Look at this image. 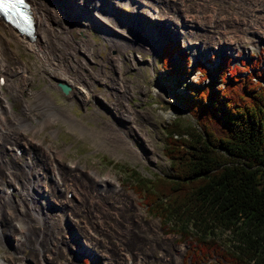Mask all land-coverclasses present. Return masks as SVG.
<instances>
[{
	"label": "rangeland",
	"instance_id": "obj_1",
	"mask_svg": "<svg viewBox=\"0 0 264 264\" xmlns=\"http://www.w3.org/2000/svg\"><path fill=\"white\" fill-rule=\"evenodd\" d=\"M59 1L40 0L49 28L58 29L66 20L61 21L53 13ZM83 2L98 6L103 4L94 0ZM176 2L179 8L175 11L157 10L156 16L151 17L140 1L135 6L123 0L117 1L115 12L124 20L113 24L117 31L113 37L104 35L94 24L84 23V28L77 31L76 37L83 41L82 44L88 50L89 65L95 70L100 66L106 78L94 82L92 94L85 102L77 101L75 97L69 100L68 94H63L57 87L59 81L56 76H48L31 52L24 51L19 44L9 42L6 52L3 51L4 65L9 64L11 52H14L27 66L24 75L32 77L25 84L26 88L32 91L44 89L53 104L58 109L63 107L68 110L74 120L67 122L59 118L41 126L44 115L34 111V117L27 116L31 124L41 126L33 139L40 140L39 150L45 151L44 156L48 154L38 162L46 168L44 173H35L31 167L37 153L33 143L32 148L20 143L14 150L8 149L4 155L0 154V168L6 173H18L14 174L12 181L2 177L3 183L0 184V264H201L187 258L189 243L179 242L177 236L165 234L158 218L148 216L141 199L132 190V177L127 176L132 170L146 177L155 173H169V162L162 152L164 127L174 120H180L182 124L194 122L181 102L187 92L178 83L181 84L179 81L184 79L195 82L205 78L194 68L197 63H201L207 71L204 83L213 80L216 65L226 56L234 64L241 65L240 61L258 59L264 66V44L256 46L254 42L247 41H254L257 36L255 28L264 30V0ZM151 6L156 9L155 1ZM212 22L215 30L223 32L220 35L224 43L203 49V43L219 40L218 35L208 28ZM158 23L160 26H157ZM79 24L81 22L77 20L74 27ZM245 32L250 38H245ZM0 35L9 36L2 28ZM133 35L143 42L142 46L128 41ZM171 41L178 43L181 54L186 53L188 56L187 62H179L173 57V71H167L161 66V49ZM149 42L154 45L153 52L146 47ZM195 46L197 52L193 54L192 48ZM78 54L77 58L81 55ZM115 55L121 59L120 74H116L110 64L109 57ZM183 64L187 65L185 69L188 73L178 76L175 71ZM0 76L3 78L0 89L4 91L8 76L6 73ZM119 76L126 86L125 94L122 93L123 104L117 102L112 92V83ZM5 96L12 103L13 111L21 113V101L9 93ZM25 99L31 101L33 98L28 95ZM109 102L116 107L119 103L117 108L120 109L117 110ZM128 106L136 114L138 129L135 133L130 130L131 122L121 113V109ZM0 117V123H4L3 111H0ZM112 118L120 123L131 138L133 147L142 151L146 159L134 157L127 149L116 147L96 134L95 131L100 130L104 123L111 122ZM143 132L152 149L147 147L141 137L140 133ZM27 133L31 135L29 131ZM46 147L48 151L44 149ZM16 149L20 152L15 153ZM28 156L30 160H27ZM26 161L28 165L24 163ZM93 168L100 176L108 174L113 177L119 188L114 187L115 182L104 185L94 183L87 174ZM130 195H133V202L129 199ZM64 198H68L69 203ZM6 212L12 213V218L18 215L15 222L25 230L21 237L18 236L19 230H12L7 237L1 235L9 228L4 218ZM44 216L45 220L42 218ZM152 221L158 223L160 235H156L154 228L148 224ZM132 236L136 240L133 244ZM20 238L22 242L18 245L15 241ZM85 249L89 255L82 256ZM142 258L145 262L140 263ZM212 258L204 264L219 259L216 255ZM213 262L217 264V261Z\"/></svg>",
	"mask_w": 264,
	"mask_h": 264
},
{
	"label": "trees",
	"instance_id": "obj_2",
	"mask_svg": "<svg viewBox=\"0 0 264 264\" xmlns=\"http://www.w3.org/2000/svg\"><path fill=\"white\" fill-rule=\"evenodd\" d=\"M178 43L161 49V66L187 62ZM211 82L185 79L181 99L193 123L164 127L169 173L131 171L132 190L165 234L190 244L187 258L217 264H264V66L221 58ZM186 64L175 73L185 76ZM211 261L209 264H215ZM85 264V262H83ZM187 264V263H185Z\"/></svg>",
	"mask_w": 264,
	"mask_h": 264
},
{
	"label": "bare ground",
	"instance_id": "obj_3",
	"mask_svg": "<svg viewBox=\"0 0 264 264\" xmlns=\"http://www.w3.org/2000/svg\"><path fill=\"white\" fill-rule=\"evenodd\" d=\"M90 1H92V0H90ZM97 1H101V0H97ZM102 1H104V4L101 7H95L88 2H83V0H60L58 3H56L59 6H56L55 11H53V10L52 11H53L56 18L62 19L61 21H63V19H65V18H66V20H64L63 24H60L58 29H54V28H49V26L47 25V21L45 19V11L41 7L40 0H30L31 9H32L33 15H34L35 31H36L35 39L32 42H28L27 40H24L21 36H19L17 33H15L12 29L8 28L6 25H4L2 22H0V28L5 29L9 35L8 37L2 36L3 35L2 33H1L2 35H0V74L6 73L8 76L7 84H5L6 86L4 87V91L0 89V111L4 112V119H5L4 123H2V122L0 123V124H3L0 126V154L3 153V155H4V152L6 153V151L8 149L14 150L17 145H21L20 143H22V145L24 144L26 147L32 148L34 146L31 143H33L35 145L34 148H36L37 153H36L35 159H34L35 162L33 160L34 163H32V165L31 164H29V165H31L33 172H35V173H37V172H43L44 173V171H46V168L44 166H42L43 164L42 163L39 164L38 162L40 160H42L43 158H45L46 155L48 156V154H46L44 156L43 152L45 153V151L42 152L39 150L41 141L40 140H34L33 139L34 134L36 132H38V130L41 129V126H43L44 124H50V122H53L59 118L68 122V121L74 120V117L69 113L68 110L62 109L63 107L58 109L53 104V101H52L49 93H47L44 89L32 91V90L26 88L25 84L32 79V77H28V76L24 75V72H25L27 66L25 67V63L23 61L19 60L16 57V54L14 52H11V58H10L11 61H9V64L4 65V63H3V51H5V49H7V45L9 44L10 41H12L16 44H19L24 51L31 52L35 56V58L37 60V64L43 68V71L46 70L48 76H56L58 78L59 83H65L66 85L69 86L70 89L67 93L69 100H71L75 97L77 101L80 100L81 102H85L87 99H89L88 98L89 95L92 94L91 93V91H92L91 87L94 85V82L96 80L103 81L106 78H104L105 72H103V69L100 68V66H98V69L95 70L89 65V53L87 52L88 50L82 44L83 41L76 37V33H77V31L84 28V26H85L84 23H90V24L96 25L104 35L113 37V35L117 32L115 29L116 27H114L113 24H115V22L124 20V18H121L120 16H118L116 14V12H115L116 11V6H115L116 4L113 3L114 1L113 2L109 1V0H102ZM139 1L141 2V6L146 8L145 12L147 13V15H149L151 17L156 16L155 14H157V10L162 11V12L166 11V10L175 11L176 9L179 8L177 6L176 0H123V2L129 3V4L133 3L134 6L137 5ZM153 1H155V3H156V9L151 6V3ZM160 5L161 6L165 5L167 7L161 8ZM134 11H135V8H134ZM133 14H134V12H133ZM77 20L79 22H81V24H79L78 27H74V23ZM161 24H162V22H161ZM157 26H160V24L158 23ZM208 28L210 31H213V33L216 36L218 35L219 40H218V42L213 41V42H209L208 44L203 43V45H202L203 49L204 48L210 49V48L214 47V44L216 46L217 43H224L223 42L224 39H223L222 35H220V34H223V32L219 31V30H215L214 29L215 24L213 22ZM254 31L257 33V36L255 37L254 41H251L250 39L247 40L248 43L254 42L256 44V46L259 45L260 43L264 44V30H263V28L262 29L261 28H258V29L255 28ZM86 40L89 42L88 38H86ZM128 41L130 43H134L136 46H142V43H143L136 35H133L130 38V40H128ZM196 46L192 48L193 54L197 52ZM146 47H147V49L148 48L150 49L149 51L153 52L154 45L150 44V42L146 43ZM199 50H200V48H199ZM230 50H232V49H230ZM233 51H236V50L234 49ZM78 53L81 54L79 56V58H77V55H79ZM109 58H111L110 64H111V67H113V70L116 71V74H120V71H121V67H120L121 66V59H120V57L118 55H115V56H112ZM114 78H112V79H114ZM50 85H52V84H50ZM112 92H113V96L116 97L117 102H119L120 104L122 102V104H123L124 100H123L122 93L125 94L126 86H125V84L122 81L120 76L115 78V81H113ZM6 93H9V95L16 98V100L21 101V103H22V107H21L22 112L21 113H17V112L13 111V109L11 108L12 103L5 96ZM28 95L32 96L33 99L31 101H29L28 99H25L26 96H28ZM119 103H117V107H119V105H118ZM109 104L113 105L114 108H116L117 110L120 109V108H117L114 105V103L109 102ZM94 105L97 108H99L96 104H94ZM34 111L36 113H40V114L45 116L44 121L42 122L40 127L34 126L33 124H31L28 121L27 116L32 115V117H34V115H33ZM121 113L125 118H127L131 122V125H129V124H127V125H129L130 130L133 133H135L138 129L137 125L135 123V116H136L135 112L132 110V108L130 106H128V108H126V109L125 108L121 109ZM23 115H26V116H23ZM0 120H2L1 117H0ZM28 131L31 133L30 136L27 133ZM95 132L97 135L100 136V138H106L111 143L116 145V147H121V148L127 149V151L132 156H134V157L139 156L143 159H146L144 154L142 153V151L136 150L133 147L131 138L128 137L127 132L123 130L120 123L116 119L112 118L111 122L104 123V125L101 126V129L97 130ZM140 135L144 139V141L146 142L147 147L151 148L150 144L148 143L146 133L143 132V133H140ZM25 146H23V147H25ZM44 149L46 151L49 150L47 147ZM28 159H29V156H28L27 160ZM24 163L26 165H28L27 161ZM73 164H75V163H73ZM9 171H11V170H9ZM16 173H14V174H16ZM14 174L6 173L2 168H0V184L3 183L2 177H5L6 179H11V181H12V179L14 180V177H15ZM87 174L92 177L93 182L96 184H101V185L103 184L104 185V184L109 183V182L110 183L115 182L114 178L108 174H106L105 176H100V174L98 173V171L95 168L88 171ZM114 187L117 188L118 183H116L114 185ZM67 188H68V186H67ZM129 199H130V201L133 202V195H130ZM0 201H2V200H0ZM65 201L68 202L69 200L65 199ZM21 207H23V205ZM21 207H19V208H21ZM0 208H2V207H0ZM7 212H9V211H7ZM7 212H6L4 218H5L6 222L9 223V228H8V231H6L7 229L5 230L6 233L1 234V235L7 237L12 230H19L18 236L21 237V235L25 232V230L21 226H19L17 222H15V218L18 217L17 213L15 212L16 213L15 215H17V216L15 218L13 217L14 218L13 219L11 216L13 214L7 213ZM20 212H23V211L20 210ZM24 213H22V214H24ZM139 215H141V214L139 213ZM20 218H22V217H20ZM42 218L45 220L46 216H44ZM148 224L154 228V230L156 231V235L161 234V231L159 230V227H158V223L156 221L149 222ZM147 226H146V228H147ZM154 230L152 229V231H154ZM131 240H132V244L134 241H136L134 236H132ZM15 242L19 245L22 242V239L20 238L19 240H16ZM130 244H131V241H130ZM81 254H82V256L85 254H88V251H86V249H85L84 251H82ZM179 259H180V255H179ZM143 262H145L144 258H142L140 263H143Z\"/></svg>",
	"mask_w": 264,
	"mask_h": 264
},
{
	"label": "snow or ice",
	"instance_id": "obj_4",
	"mask_svg": "<svg viewBox=\"0 0 264 264\" xmlns=\"http://www.w3.org/2000/svg\"><path fill=\"white\" fill-rule=\"evenodd\" d=\"M25 0H14V3L12 4L13 7H15L16 4H24ZM6 7L5 0H0V9H3Z\"/></svg>",
	"mask_w": 264,
	"mask_h": 264
},
{
	"label": "water",
	"instance_id": "obj_5",
	"mask_svg": "<svg viewBox=\"0 0 264 264\" xmlns=\"http://www.w3.org/2000/svg\"><path fill=\"white\" fill-rule=\"evenodd\" d=\"M57 87L60 89V91L63 93V94H67L68 91H69V86L66 85L65 83H58L57 84Z\"/></svg>",
	"mask_w": 264,
	"mask_h": 264
}]
</instances>
